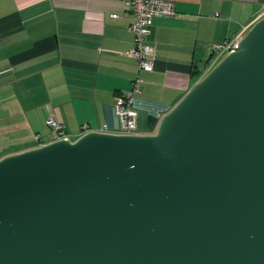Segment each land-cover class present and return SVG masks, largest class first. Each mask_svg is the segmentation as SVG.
I'll use <instances>...</instances> for the list:
<instances>
[{"label": "water", "instance_id": "water-1", "mask_svg": "<svg viewBox=\"0 0 264 264\" xmlns=\"http://www.w3.org/2000/svg\"><path fill=\"white\" fill-rule=\"evenodd\" d=\"M0 264H264V16L152 133L1 157Z\"/></svg>", "mask_w": 264, "mask_h": 264}, {"label": "crops", "instance_id": "crops-1", "mask_svg": "<svg viewBox=\"0 0 264 264\" xmlns=\"http://www.w3.org/2000/svg\"><path fill=\"white\" fill-rule=\"evenodd\" d=\"M172 1L177 15L154 18L146 38L147 71L128 56L133 16L122 0H0V158L53 140L50 116L71 138L84 126L117 133L115 100L136 78V132L152 133L200 78L193 70L213 66L212 45L264 16V0Z\"/></svg>", "mask_w": 264, "mask_h": 264}, {"label": "built area", "instance_id": "built-area-1", "mask_svg": "<svg viewBox=\"0 0 264 264\" xmlns=\"http://www.w3.org/2000/svg\"><path fill=\"white\" fill-rule=\"evenodd\" d=\"M126 3L128 10L131 12L133 19L129 25V29L134 33V45L129 50L128 56L133 58L140 69L147 71L152 70V50L146 43V38L150 34V27L156 17L174 18L177 15L174 1L172 0H122ZM116 17V14H112ZM242 36H236L233 39L227 40L222 43L212 45L215 59L224 52L234 47ZM140 79L136 78L132 81L131 86L124 93H121L115 100L114 108L120 121V129L117 133L122 134H137L136 132V112L132 107V95L134 92L140 90ZM46 125L56 132L57 139L73 140L65 131L64 126L57 122L52 116L46 120ZM93 129L83 127L82 134ZM106 132L107 128L104 126L101 130ZM78 136V137H79ZM77 138V137H76ZM41 145V144H40Z\"/></svg>", "mask_w": 264, "mask_h": 264}, {"label": "trees", "instance_id": "trees-1", "mask_svg": "<svg viewBox=\"0 0 264 264\" xmlns=\"http://www.w3.org/2000/svg\"><path fill=\"white\" fill-rule=\"evenodd\" d=\"M202 72H203V69L201 68H197L196 70H193V74L197 76V78L201 77L202 75Z\"/></svg>", "mask_w": 264, "mask_h": 264}, {"label": "rangeland", "instance_id": "rangeland-1", "mask_svg": "<svg viewBox=\"0 0 264 264\" xmlns=\"http://www.w3.org/2000/svg\"><path fill=\"white\" fill-rule=\"evenodd\" d=\"M246 33V32H245ZM244 33V34H245ZM227 52H224L223 54H221V56H219L218 58H217V60L214 62V64H213V66L226 54ZM212 66V67H213Z\"/></svg>", "mask_w": 264, "mask_h": 264}]
</instances>
